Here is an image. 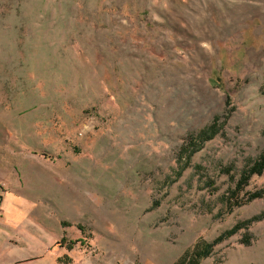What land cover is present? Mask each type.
Wrapping results in <instances>:
<instances>
[{
	"label": "rangeland",
	"instance_id": "obj_1",
	"mask_svg": "<svg viewBox=\"0 0 264 264\" xmlns=\"http://www.w3.org/2000/svg\"><path fill=\"white\" fill-rule=\"evenodd\" d=\"M261 157L264 0H0V264H264Z\"/></svg>",
	"mask_w": 264,
	"mask_h": 264
},
{
	"label": "trees",
	"instance_id": "obj_2",
	"mask_svg": "<svg viewBox=\"0 0 264 264\" xmlns=\"http://www.w3.org/2000/svg\"><path fill=\"white\" fill-rule=\"evenodd\" d=\"M215 127H209L206 128L205 130H202L199 133L192 134L191 136L187 137L183 146H182V152L180 155L187 154V159L189 160L195 153L200 151L202 149V146L204 143L208 140H210L213 135L215 134ZM264 173V157H261L259 161H257L250 169L244 171L243 176H242V181L244 184H239L237 186V189L240 190L245 186L247 183H249V180L254 177V176H262ZM258 194H255V197L250 198L251 200L257 199ZM63 227H67L68 224L63 222L62 223ZM81 231H83L80 228ZM84 233V232H82ZM76 244V242H71V245L69 246V249H73V246ZM217 244L216 242L213 243H203L202 245H198L196 249L192 252H186L176 263L174 264H200L201 260L204 258H207L214 246ZM70 264V260L67 259V263Z\"/></svg>",
	"mask_w": 264,
	"mask_h": 264
}]
</instances>
